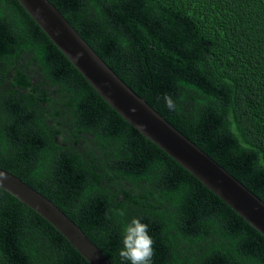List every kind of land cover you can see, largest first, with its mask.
I'll list each match as a JSON object with an SVG mask.
<instances>
[{
	"label": "trees",
	"instance_id": "trees-1",
	"mask_svg": "<svg viewBox=\"0 0 264 264\" xmlns=\"http://www.w3.org/2000/svg\"><path fill=\"white\" fill-rule=\"evenodd\" d=\"M138 97L264 200V0H48ZM176 104L169 110L164 96ZM0 169L111 264L133 218L152 264H264V236L120 118L17 0H0ZM0 264H88L0 189Z\"/></svg>",
	"mask_w": 264,
	"mask_h": 264
},
{
	"label": "water",
	"instance_id": "water-1",
	"mask_svg": "<svg viewBox=\"0 0 264 264\" xmlns=\"http://www.w3.org/2000/svg\"><path fill=\"white\" fill-rule=\"evenodd\" d=\"M99 97L127 124L194 175L264 236V200L138 97L102 61L48 0H17ZM135 109V111H133ZM0 189L35 212L88 264H111L51 201L0 169Z\"/></svg>",
	"mask_w": 264,
	"mask_h": 264
},
{
	"label": "clouds",
	"instance_id": "clouds-1",
	"mask_svg": "<svg viewBox=\"0 0 264 264\" xmlns=\"http://www.w3.org/2000/svg\"><path fill=\"white\" fill-rule=\"evenodd\" d=\"M164 100L169 110H175L176 104L169 95L166 94ZM122 244L119 256L123 260L129 261L130 264H152L154 240L148 225L142 223L141 219L133 218L126 224L123 229Z\"/></svg>",
	"mask_w": 264,
	"mask_h": 264
}]
</instances>
